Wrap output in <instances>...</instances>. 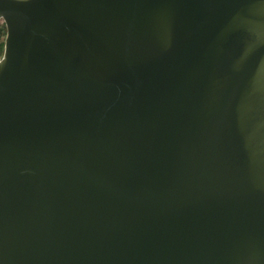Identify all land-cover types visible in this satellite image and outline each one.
Masks as SVG:
<instances>
[{
  "label": "water",
  "instance_id": "obj_1",
  "mask_svg": "<svg viewBox=\"0 0 264 264\" xmlns=\"http://www.w3.org/2000/svg\"><path fill=\"white\" fill-rule=\"evenodd\" d=\"M0 20V264H264V0Z\"/></svg>",
  "mask_w": 264,
  "mask_h": 264
},
{
  "label": "rangeland",
  "instance_id": "obj_2",
  "mask_svg": "<svg viewBox=\"0 0 264 264\" xmlns=\"http://www.w3.org/2000/svg\"><path fill=\"white\" fill-rule=\"evenodd\" d=\"M6 36V27L3 20H0V60L4 52V41Z\"/></svg>",
  "mask_w": 264,
  "mask_h": 264
}]
</instances>
